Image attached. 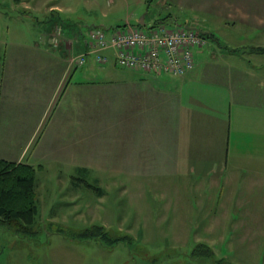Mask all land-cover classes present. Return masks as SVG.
Instances as JSON below:
<instances>
[{
    "label": "rangeland",
    "instance_id": "1",
    "mask_svg": "<svg viewBox=\"0 0 264 264\" xmlns=\"http://www.w3.org/2000/svg\"><path fill=\"white\" fill-rule=\"evenodd\" d=\"M238 1L242 3L239 7L237 0H22L18 4L0 0V8L5 10L0 12V23L9 26L7 34L5 31L9 39L26 43H39L55 22L61 23L71 35L75 32L82 44L90 29H104L108 34L126 22L136 26L143 16L144 30L160 24L170 29L187 22L215 35L213 40L205 39L203 48L194 50L197 63L210 58L211 64L200 68L196 82L186 87L190 88L200 84L199 78L210 68L224 70L230 66L228 60L250 59L243 53H235V58L225 47V43L239 40L245 28L231 31L220 20L238 15L237 11L262 14L264 0ZM216 13L222 16L219 21L214 19ZM51 34L47 38L50 52L64 59L65 55L54 49L63 41V35L53 45ZM211 41L216 45L214 54L209 47ZM71 51V59L76 62L79 55L76 50ZM95 64L92 54L85 64H75L80 68L75 82L78 85L73 83L74 96L70 93L63 105L73 109V116L78 108V143L75 138L71 145L63 142L64 134L55 122L52 126L57 132L48 141L45 138L39 150L32 147L23 160L26 162L32 154L30 163L36 170L35 233L23 235L0 225V264H220L219 260L223 264H264V189L257 184L248 189L245 180L239 181V189L236 184L231 188H211L217 183L213 180L210 186L202 187L203 183L196 181L201 166L140 164L151 157L148 154L122 163L129 157L124 151L127 145H121L117 134L113 137L117 131L108 129H117L127 107H121L120 92L110 91L112 87L102 82L126 77H104L102 65ZM87 66L92 68L86 71ZM92 78L95 85H87L86 80ZM160 78L171 79L174 85L182 80L165 73ZM206 95L205 103L212 113L220 110V103L224 110L235 101L218 84ZM185 98L188 100L184 103L190 102L188 94ZM243 123L240 119L237 125ZM255 128L264 137V126ZM243 130L241 143H246V128ZM54 136L60 137L58 142ZM164 144L162 141L153 146L159 161ZM68 153L74 155L72 161L71 156H66ZM168 161L180 162L177 158ZM235 166L229 164L226 169L235 171ZM256 169L264 174V165ZM220 182L231 185L229 180ZM94 226H103L111 238L120 240L107 245L98 238L77 236ZM201 244L208 246L210 252L201 253Z\"/></svg>",
    "mask_w": 264,
    "mask_h": 264
},
{
    "label": "crops",
    "instance_id": "2",
    "mask_svg": "<svg viewBox=\"0 0 264 264\" xmlns=\"http://www.w3.org/2000/svg\"><path fill=\"white\" fill-rule=\"evenodd\" d=\"M20 1L22 0H13V3L18 4ZM1 2L3 5V1ZM236 3L238 7L242 4L238 0ZM50 10L53 11L54 7H50ZM1 11H5L4 8H0ZM236 13L238 15L226 17L216 13L214 19L219 21L222 17L220 21L223 27L231 31L239 27L245 28L239 35V40L227 42L225 47L227 52H233L230 54L235 58L236 54L243 53L250 59L245 60L246 62L228 60L230 66H225L224 70L212 66L209 69L212 72L208 70L199 78L201 83L197 82L194 87L186 88L196 82L195 75L200 68H207L206 63L211 64L210 58L201 63H197L195 58L194 68L181 76L180 84L174 85L171 79H161L163 74L151 75L138 70L118 68L114 64L113 52H103L109 58L107 63L98 64L102 65L104 77H126H123L124 80L111 77L102 82L112 87L110 91H119L121 107H127L122 111L124 115L120 118L117 129H108L110 132L117 131L113 137L117 134L121 145H127L124 151H128L129 157L122 163L135 161L140 155L148 154L151 157L140 164L201 166L197 169L196 181L203 183L202 187L210 186L208 184L213 180L217 183L211 188H231L232 184H236L239 189V181L245 180L248 189L257 185L264 189V174L259 173L261 171L258 170L261 169H256L257 166L264 165V137L255 128L264 126V13ZM1 18L3 21L2 15ZM139 21L140 19L137 23ZM185 24L189 26V23ZM56 25L63 27V41L54 49L65 55L64 59L62 56L56 57L48 47V35ZM5 26L6 29H3ZM5 31L7 34L9 26L0 23V159L31 165L32 154L27 157L26 162H23L24 158L32 147L33 150H39L43 147L44 139L48 141V137L57 132L52 126L55 122L59 123L64 134L63 142L71 145L73 138L77 143L79 141L78 108H75L76 115L73 116V109L63 108V105L70 93L74 96L73 83L78 85L75 82L80 68L70 62L71 50H76L77 55L82 54L87 49L88 39L81 44L75 32L71 35L69 30L57 22L48 35L41 37L39 43L9 39ZM243 37L246 39L243 40ZM214 46L215 42L211 41L209 47L213 54ZM221 56L225 57L224 54ZM238 58L243 59L240 56ZM91 68L87 66L85 69L87 71ZM81 71L87 74L85 70ZM94 82V79L86 80L87 85H95ZM216 84L221 86V90L226 89L229 97L232 96L235 101L227 104L224 110L220 103V110L212 113L206 106L205 98ZM185 90L190 102L184 103L188 100L183 99L187 95ZM161 110L165 111L164 114ZM59 111L61 113H55ZM244 115L247 117L244 118ZM240 119L245 123L237 125ZM246 123L247 127L244 126ZM244 127L247 142L241 143ZM59 138L54 136L57 142ZM162 141L165 144L159 161L156 157L159 154L153 151V146ZM132 149L138 150L133 153ZM66 156H71L70 160H73L72 153ZM175 158L180 162L168 161ZM229 164L237 165L235 171L226 169ZM224 180L231 181V185H222L220 181ZM202 189L206 191L210 188Z\"/></svg>",
    "mask_w": 264,
    "mask_h": 264
},
{
    "label": "built area",
    "instance_id": "3",
    "mask_svg": "<svg viewBox=\"0 0 264 264\" xmlns=\"http://www.w3.org/2000/svg\"><path fill=\"white\" fill-rule=\"evenodd\" d=\"M62 36L59 25L49 38L57 45ZM206 40L198 32L176 26L167 29L163 25L143 29L126 25L107 35L104 29L88 32L87 49L70 60L72 64L83 65L92 54L97 64H105L109 58L103 52H113L114 64L119 68L138 70L145 74L184 76L195 65L194 50L203 48Z\"/></svg>",
    "mask_w": 264,
    "mask_h": 264
},
{
    "label": "trees",
    "instance_id": "4",
    "mask_svg": "<svg viewBox=\"0 0 264 264\" xmlns=\"http://www.w3.org/2000/svg\"><path fill=\"white\" fill-rule=\"evenodd\" d=\"M137 27L141 28L142 26L137 23ZM202 37L213 39L214 35L213 33H206ZM35 175L36 170L31 165L0 159L1 226L13 228L17 233L23 235L35 233V218L38 214ZM77 236L91 239L98 238L107 245H113L120 240V238H111L103 226H94L92 230L77 233ZM200 247L204 249L201 253L210 252L208 246L201 244ZM218 262L223 264L222 260Z\"/></svg>",
    "mask_w": 264,
    "mask_h": 264
},
{
    "label": "water",
    "instance_id": "5",
    "mask_svg": "<svg viewBox=\"0 0 264 264\" xmlns=\"http://www.w3.org/2000/svg\"><path fill=\"white\" fill-rule=\"evenodd\" d=\"M139 24H140L141 26H144V16L140 18ZM185 28H186V29H192V30H195V31L199 32L200 34H205V33H206V32H203V31L197 29V28L189 27L188 25H185Z\"/></svg>",
    "mask_w": 264,
    "mask_h": 264
}]
</instances>
